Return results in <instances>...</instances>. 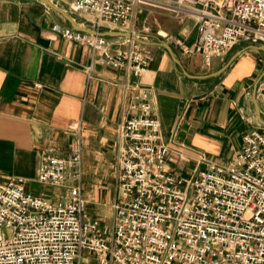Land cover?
<instances>
[{
	"label": "built area",
	"instance_id": "obj_1",
	"mask_svg": "<svg viewBox=\"0 0 264 264\" xmlns=\"http://www.w3.org/2000/svg\"><path fill=\"white\" fill-rule=\"evenodd\" d=\"M149 8L192 18L196 42L172 38L173 43L186 56L202 55L207 66L241 42L264 44V0H74L72 5L93 16L94 30L110 24L140 39L152 29L137 25L139 9ZM53 27L64 39L91 48L102 64L125 69L137 80L129 82L133 94L118 128L113 224L86 209L83 136L80 122L73 123L70 150L62 157L47 152L40 162L36 180L57 190L54 197L30 193L22 178L0 181V264H80L83 252L98 264H264V133H246L230 163L201 155L190 173L174 172L172 155L183 160L185 147L165 142L151 88L140 82L151 49L137 40L115 44L106 36Z\"/></svg>",
	"mask_w": 264,
	"mask_h": 264
},
{
	"label": "crops",
	"instance_id": "obj_2",
	"mask_svg": "<svg viewBox=\"0 0 264 264\" xmlns=\"http://www.w3.org/2000/svg\"><path fill=\"white\" fill-rule=\"evenodd\" d=\"M51 1L80 26L94 28L92 15L72 10L74 0ZM136 23L151 26L143 40L168 42L180 62L164 47L146 45L152 59L140 79L151 88L153 115L162 123L165 142L185 147L188 158L172 155L174 172L192 171L201 155L230 163L246 133H264L252 98L264 73V51L258 48L264 44L241 42L207 66L202 55L186 56L173 43L172 38L196 42L192 18L179 20L149 8L139 9ZM58 24L72 27L40 0H0V181L22 178L29 192L31 184L40 185L36 179L42 156L65 155L74 138L68 127L80 122L86 209L110 225L117 197L118 128L133 94L129 82L137 80H130L125 69L102 64L88 46L55 33ZM119 30L108 24L103 32ZM109 38L117 44L125 37ZM263 79L257 98L264 118ZM49 188L33 193L54 197L57 190ZM81 255L80 264H98L94 255Z\"/></svg>",
	"mask_w": 264,
	"mask_h": 264
},
{
	"label": "water",
	"instance_id": "obj_3",
	"mask_svg": "<svg viewBox=\"0 0 264 264\" xmlns=\"http://www.w3.org/2000/svg\"><path fill=\"white\" fill-rule=\"evenodd\" d=\"M41 2H44L49 8H51L52 10L56 11V12H60L65 19L71 24V26L73 28H76L82 32L85 33H92L94 35H99V36H106V37H125L131 40H137L140 43L144 44V45H150V44H157L160 45L162 47H164L165 49L168 50V52L170 53V55L173 56L175 62L177 64H180L178 58L176 57V54H174L173 48L171 47V45L168 42H147L146 40L140 39L139 37H137V35H134L132 33L126 32V31H96L94 29L91 28H86V27H82L80 26L74 19L73 17L66 12L65 10H63L61 7L56 6L51 0H40ZM260 50L264 51V46H260L258 47ZM264 77V73L263 75L258 79V81L256 82V85L254 87L253 93H252V98L254 101V105H255V111L257 113L258 116V120L260 121V123L262 125H264V118H263V113H261V108H260V103H259V98H257V94H258V88H259V84L261 83L260 81L262 80V78ZM263 92H264V88H263Z\"/></svg>",
	"mask_w": 264,
	"mask_h": 264
},
{
	"label": "rangeland",
	"instance_id": "obj_4",
	"mask_svg": "<svg viewBox=\"0 0 264 264\" xmlns=\"http://www.w3.org/2000/svg\"><path fill=\"white\" fill-rule=\"evenodd\" d=\"M262 52V51H261ZM262 53H264V52H262ZM264 80V79H263ZM262 82H264V81H262ZM191 170H190V168H189V170L188 169H186V170H184V173L183 174H188L189 172H190ZM43 185L41 186V185H38L37 183H33V184H31V186H30V188H29V190H30V192H35V193H40L42 190H43ZM51 188H49V190L48 191H51L50 190ZM47 191V192H48ZM8 231L7 230H4V233H3V235L6 237V236H8Z\"/></svg>",
	"mask_w": 264,
	"mask_h": 264
}]
</instances>
